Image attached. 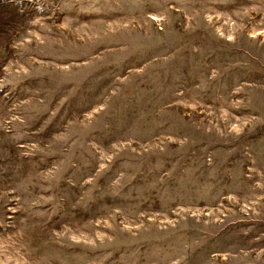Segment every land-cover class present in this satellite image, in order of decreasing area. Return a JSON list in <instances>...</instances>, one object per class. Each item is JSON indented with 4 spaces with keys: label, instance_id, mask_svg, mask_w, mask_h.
<instances>
[{
    "label": "rangeland",
    "instance_id": "1",
    "mask_svg": "<svg viewBox=\"0 0 264 264\" xmlns=\"http://www.w3.org/2000/svg\"><path fill=\"white\" fill-rule=\"evenodd\" d=\"M0 264H264V0H0Z\"/></svg>",
    "mask_w": 264,
    "mask_h": 264
}]
</instances>
